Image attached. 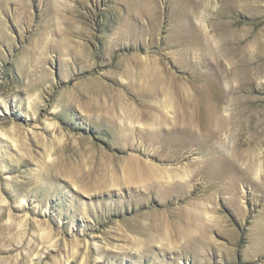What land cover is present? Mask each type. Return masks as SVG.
<instances>
[{"label":"rangeland","instance_id":"rangeland-1","mask_svg":"<svg viewBox=\"0 0 264 264\" xmlns=\"http://www.w3.org/2000/svg\"><path fill=\"white\" fill-rule=\"evenodd\" d=\"M202 1L0 0V264H264V0ZM154 64L194 96L195 130L176 139L190 143L181 152L118 142L133 132L125 88ZM95 78L119 91L117 124L80 95ZM204 105L243 126L232 137L204 126ZM166 120L172 128V110ZM248 148V159L233 158ZM135 159L186 178L184 201L166 206L133 185L125 175ZM99 161L108 171L73 185L72 167L85 174ZM193 203L204 231L196 241L172 213Z\"/></svg>","mask_w":264,"mask_h":264},{"label":"bare ground","instance_id":"bare-ground-1","mask_svg":"<svg viewBox=\"0 0 264 264\" xmlns=\"http://www.w3.org/2000/svg\"><path fill=\"white\" fill-rule=\"evenodd\" d=\"M185 2H186V0H185ZM202 3H203V1H202ZM194 6H198V5H194ZM193 14L197 16L198 12H194ZM190 17H192L191 14H188V15L186 14V16L183 19L186 20V22H187V19L189 20ZM188 22H190V21H188ZM187 25L186 26L184 25L185 26L184 30H186L189 33V29H187V27H188ZM194 26H195V24H194ZM201 26L202 27L204 26L205 29L208 28V25H207V23H205V21L202 22ZM197 27H199V26H197ZM197 29H200V28H197ZM196 35H194V36H196ZM195 39H197V37ZM193 41H195V40H193ZM205 51H206V49H205ZM132 60L134 62V59H132ZM131 63L126 68H124L122 66V64L119 63L120 64L119 70H126L128 72H131L132 71ZM135 65L137 66V69L142 67V66H140L138 59L136 60ZM149 65L150 64H147V67H149ZM240 68L245 69L246 65L240 64ZM141 71H142V69H141ZM147 72L150 73V75L148 76V78L146 76L147 79L144 82H137V83L133 82L131 87L125 88L126 90L129 91L127 93V95L128 96L130 95V97L133 99V101L135 103V105L132 104L134 107L131 108V114H129V116H127V119L131 122L130 124L134 130L132 129V131H133L132 133L123 134L122 131L124 129L123 130L121 129L122 131H120V132L122 133V135H119L120 138L118 139V142L124 144V146H128L129 148H132V149L137 151V150H139L140 146H142V145H139L138 143L132 144V141L133 140L136 141L138 139H141V140L146 139V141L148 140V142L150 144H152V143L160 144L161 153H166L169 150H173V149H175V151H172L173 153L174 152L177 153L179 151L180 152L184 151V149L186 147H188L190 145V143L182 141V140L177 141L176 139L179 138V136H184L186 133H190V131L192 134L193 133L192 129L195 130L193 127L194 126L193 117L195 116L194 113L196 114V111L194 110L195 103H194V101H192L194 96L191 95V93L186 88V86H184V84H181L178 82V80H175L178 78H174V76H172L171 73H169V72L167 74L164 73L163 70H161L159 67H157L156 64L150 66V69H147ZM148 73H144V74L147 75ZM208 78H209V76H208ZM89 82L92 84L90 91H85V92L83 91L80 93V95H82L83 97L88 99L93 105L103 104V106H100L99 108H97L99 113L101 115L106 116L110 122L117 124V113H116L115 106L120 103L119 98H118L119 91L115 92V90L112 87H110L109 85H105L102 81H100L97 78L89 80ZM204 82H206V81H204ZM245 87H246V85H244L242 83L239 87V92L240 93L247 92ZM200 91L202 92L203 90H200ZM197 93H199L198 90H197ZM163 95L166 96L165 99H162ZM160 96H161V98H160ZM74 97L78 100L76 93H75ZM123 99H125V97H123ZM71 101H74V99H71ZM110 101L112 103H110ZM105 106H108L109 109L105 110ZM212 106H213V104H212ZM170 108L173 112L175 123L173 124L172 128L167 129L168 122L166 120V117L168 116V114L171 113ZM203 109H204V114H206V116L208 117L206 119L207 120L206 125H204V126H208V123H209L210 126L212 125L214 127H218V130H220V131H222V130L228 131L231 134L230 137L233 136L234 131H232V129L235 128L234 126L236 124H239V122H236L233 120L228 121L227 118H223L221 115L218 114V112H213V109L211 107L206 106V105L203 106ZM254 121H255V117H253V116H251L249 118V120H247L249 130H253L252 125L254 124ZM195 123H196V121H195ZM241 124H239V125L243 126V123H241ZM112 127H113V124H112ZM120 128H122V127H120ZM208 129L210 130L209 127H208ZM241 129H242V127H241ZM240 135H241V133H240ZM126 141H128V142H126ZM147 146L148 145H145V148H144V146H142L144 151L147 150V148H148ZM224 147H225L224 149H226V151L231 152L230 146H224ZM209 148H210V146H209ZM83 150H84V152L81 151V153H85V152L87 153V150L85 149V147H83ZM249 150L250 149L248 148L247 151H249ZM250 153H251V151H249V153L247 154L246 151L244 150L241 153L233 154V158L234 159L236 158L238 160L239 159H246ZM154 158H156V157H154ZM177 158L178 157H175V156H168L167 160H169V161H171L170 159L177 160ZM84 162H85V160L82 161V164ZM82 164H80L79 166H82ZM97 164L98 165H96L95 169H92L90 172H86L85 174L82 173L79 168L75 169L72 167L71 171L69 172L70 175L76 173L75 174V176H76L75 180L76 181H73L74 179L72 180V183H74L73 185H75L78 189H81V188H79L77 186V184H75V182H77V181L88 182V183H90V185H92L94 183V180L97 179L98 173H102L101 169H104L103 167L106 165V164H103L102 161H99ZM212 164L217 166L220 163H218L215 159L213 160V158H212L210 165H212ZM147 167H148V165L146 163L141 164V162H139L137 159H135L134 160V167L132 165L130 166L131 170H128L129 174L125 175V178L126 179H132L133 185L139 186V188L145 190L144 192H149V193H152L153 195L158 196L161 200L164 201L166 206H169L172 202H175V201H176L175 203H177V204L180 203L181 201H184L182 199L184 191H182L181 188H178L179 187L178 185H180V186L184 185L187 182L186 178H179L178 179L179 182H178V181H175L176 177L171 176L168 172L163 173V171H161L158 173H154V172L150 171ZM210 167L213 168L212 166H210ZM233 169H234V167H233ZM106 171H108V170L104 169L103 172H106ZM260 171L261 170H260V167L258 165L257 166H254V165L249 166V172H252L255 175H258L260 173ZM210 174L215 176L216 171L215 170L210 171L209 175ZM230 174H231V172H230ZM117 187L118 186L116 184H112L111 186H109L107 188H117ZM93 188L97 189L96 185H94ZM171 199H173L175 201H173ZM191 205H193V206L189 209L176 208L175 210H173L172 213L174 214L175 211H179V210L181 211L182 216L180 218H182L184 220L185 224L187 223V225L182 226L181 232L184 235L186 234L188 237L193 238L196 241V239H195L196 236L199 233L204 232V231L201 229L202 228L201 227V225H202L201 219L202 218L200 217L201 210L199 211L196 208L197 203H193ZM144 227H146V225H141V223H139L138 225L135 226V229L144 228ZM203 235L205 236L206 234H203ZM149 237L153 238L154 236L150 235ZM165 237H166L165 240H168L167 236H165ZM161 245L164 246L165 244H161ZM166 247L171 248V246H168V245ZM192 247H193V245H192Z\"/></svg>","mask_w":264,"mask_h":264}]
</instances>
